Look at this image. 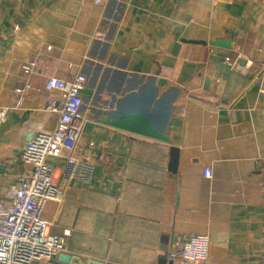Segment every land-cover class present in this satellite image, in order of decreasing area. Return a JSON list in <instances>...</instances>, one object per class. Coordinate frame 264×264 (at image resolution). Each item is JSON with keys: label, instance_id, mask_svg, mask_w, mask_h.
I'll list each match as a JSON object with an SVG mask.
<instances>
[{"label": "crops", "instance_id": "crops-1", "mask_svg": "<svg viewBox=\"0 0 264 264\" xmlns=\"http://www.w3.org/2000/svg\"><path fill=\"white\" fill-rule=\"evenodd\" d=\"M218 39L230 47L209 43ZM227 59L251 64L242 73ZM77 73L74 153L89 176L67 180L65 158L47 157L63 196L43 217L49 233L70 229L61 253L177 264L173 240L206 233L208 264H264V0H0V199L24 172L25 143L56 124L45 79ZM168 108V141L102 121L144 112L157 128ZM58 258L37 264H69Z\"/></svg>", "mask_w": 264, "mask_h": 264}, {"label": "built area", "instance_id": "built-area-1", "mask_svg": "<svg viewBox=\"0 0 264 264\" xmlns=\"http://www.w3.org/2000/svg\"><path fill=\"white\" fill-rule=\"evenodd\" d=\"M106 0H93L101 5ZM92 37L104 38L102 30L95 29ZM242 73L248 71L250 62L224 61ZM33 62L22 65L29 73ZM86 77L77 73L71 80L50 76L44 81L45 108L58 113L54 128L39 131L25 143L20 157L25 164L18 181L8 185L4 197L0 199V264H37L48 261L65 249L66 236L70 229L62 233H49V222L43 217V209L48 200H59L63 191L54 178L55 167L48 162V156L65 158L63 176L67 179H87L90 166L75 155L80 138L83 116L81 114V90ZM24 88H30L27 83ZM18 87L17 92L26 89ZM57 92V96L51 95ZM258 92L264 94L260 83ZM6 117V108H0V122ZM92 146V142L89 143ZM203 174L210 177L211 167H204ZM209 237L206 233L179 236L173 240L169 257L177 264H208Z\"/></svg>", "mask_w": 264, "mask_h": 264}, {"label": "water", "instance_id": "water-1", "mask_svg": "<svg viewBox=\"0 0 264 264\" xmlns=\"http://www.w3.org/2000/svg\"><path fill=\"white\" fill-rule=\"evenodd\" d=\"M210 44L213 45H220L224 47H230V42L225 39H218V40H211L209 41ZM172 98L170 102H168V107H172ZM169 108L166 109L164 112V121L160 127L151 128L149 123V118L144 112H133V111H126L122 112L119 109H114L110 111V114L105 116L102 121L105 123L129 131L133 133H138L150 137L157 138L162 141H168V137L165 134V130L168 123L169 117ZM57 261L62 263H69V264H100L95 263L94 261H88L84 263L80 260V258L76 255L68 254V253H61L59 254V258Z\"/></svg>", "mask_w": 264, "mask_h": 264}, {"label": "rangeland", "instance_id": "rangeland-1", "mask_svg": "<svg viewBox=\"0 0 264 264\" xmlns=\"http://www.w3.org/2000/svg\"><path fill=\"white\" fill-rule=\"evenodd\" d=\"M260 82L264 85V80H263V82H262V79H260Z\"/></svg>", "mask_w": 264, "mask_h": 264}]
</instances>
